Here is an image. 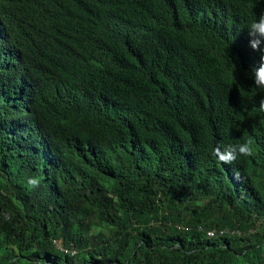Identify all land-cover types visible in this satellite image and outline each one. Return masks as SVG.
<instances>
[{
    "label": "trees",
    "instance_id": "16d2710c",
    "mask_svg": "<svg viewBox=\"0 0 264 264\" xmlns=\"http://www.w3.org/2000/svg\"><path fill=\"white\" fill-rule=\"evenodd\" d=\"M262 10L0 0V264H264ZM249 137L250 157L212 155Z\"/></svg>",
    "mask_w": 264,
    "mask_h": 264
},
{
    "label": "clouds",
    "instance_id": "9594fccd",
    "mask_svg": "<svg viewBox=\"0 0 264 264\" xmlns=\"http://www.w3.org/2000/svg\"><path fill=\"white\" fill-rule=\"evenodd\" d=\"M249 39V47L253 51L264 53V10L259 15L253 13L252 19L247 25ZM250 76L253 79L255 87L264 89V54L260 56L259 63L254 65L250 70ZM260 113H264V98H261L258 107L255 109ZM254 154V142L251 137L243 142L229 144L223 149L219 146L213 148L214 155L220 164H234L240 157H250ZM40 180L35 176L28 177L27 185L30 188L39 187ZM30 264V262H25ZM42 264V262H38Z\"/></svg>",
    "mask_w": 264,
    "mask_h": 264
},
{
    "label": "rangeland",
    "instance_id": "374dc122",
    "mask_svg": "<svg viewBox=\"0 0 264 264\" xmlns=\"http://www.w3.org/2000/svg\"><path fill=\"white\" fill-rule=\"evenodd\" d=\"M184 202L186 206H194L199 209H202L208 200L210 199L208 196H204L201 192L195 190V188H190L187 191L184 192ZM159 211L161 214H167V210L165 206H160ZM217 214H214L213 216H216ZM202 226V225H201ZM203 228V226H202ZM104 229V228H103ZM229 229V228H228ZM260 226L258 227V230H260ZM106 230V229H104ZM55 246L59 247V241H55Z\"/></svg>",
    "mask_w": 264,
    "mask_h": 264
},
{
    "label": "built area",
    "instance_id": "2783aa9c",
    "mask_svg": "<svg viewBox=\"0 0 264 264\" xmlns=\"http://www.w3.org/2000/svg\"><path fill=\"white\" fill-rule=\"evenodd\" d=\"M249 232H251V230H249ZM204 234L207 239H213L218 236L236 237L240 235L237 229H226V228L218 229V230H206L204 231ZM70 253L72 252L70 251Z\"/></svg>",
    "mask_w": 264,
    "mask_h": 264
}]
</instances>
